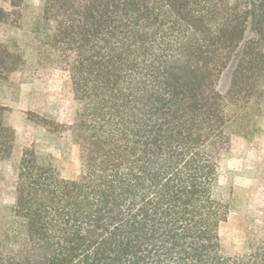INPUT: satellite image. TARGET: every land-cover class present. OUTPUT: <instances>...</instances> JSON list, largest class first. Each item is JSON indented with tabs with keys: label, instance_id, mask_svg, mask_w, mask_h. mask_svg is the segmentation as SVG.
I'll list each match as a JSON object with an SVG mask.
<instances>
[{
	"label": "trees",
	"instance_id": "obj_1",
	"mask_svg": "<svg viewBox=\"0 0 264 264\" xmlns=\"http://www.w3.org/2000/svg\"><path fill=\"white\" fill-rule=\"evenodd\" d=\"M8 1L0 22L22 2ZM42 5L78 104L80 173L25 150L0 264H264V224L241 254L220 241L228 128L264 94V0Z\"/></svg>",
	"mask_w": 264,
	"mask_h": 264
},
{
	"label": "rangeland",
	"instance_id": "obj_2",
	"mask_svg": "<svg viewBox=\"0 0 264 264\" xmlns=\"http://www.w3.org/2000/svg\"><path fill=\"white\" fill-rule=\"evenodd\" d=\"M0 6L11 9L8 0H0ZM52 32L42 0H22L0 22V225H21L14 203L26 149L40 160L56 159L64 178L76 179L80 173L72 129L78 104L70 74L52 46ZM229 77L224 76L222 86ZM228 134L232 146L223 155L221 176L233 201L220 241L223 255L230 257L241 254L264 224V94L240 113Z\"/></svg>",
	"mask_w": 264,
	"mask_h": 264
}]
</instances>
